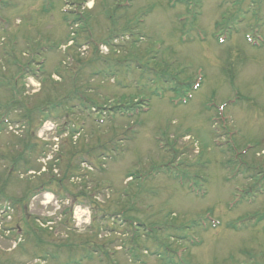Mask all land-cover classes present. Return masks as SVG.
Instances as JSON below:
<instances>
[{
	"label": "rangeland",
	"instance_id": "1",
	"mask_svg": "<svg viewBox=\"0 0 264 264\" xmlns=\"http://www.w3.org/2000/svg\"><path fill=\"white\" fill-rule=\"evenodd\" d=\"M263 217L264 0H0V264H264Z\"/></svg>",
	"mask_w": 264,
	"mask_h": 264
},
{
	"label": "bare ground",
	"instance_id": "2",
	"mask_svg": "<svg viewBox=\"0 0 264 264\" xmlns=\"http://www.w3.org/2000/svg\"><path fill=\"white\" fill-rule=\"evenodd\" d=\"M48 200H49V198H48ZM77 215V214H76ZM77 218H79L78 216H77Z\"/></svg>",
	"mask_w": 264,
	"mask_h": 264
}]
</instances>
